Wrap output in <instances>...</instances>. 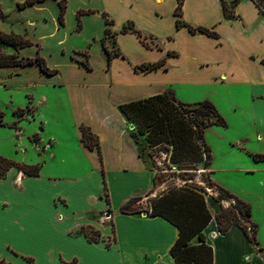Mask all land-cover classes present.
<instances>
[{
	"label": "crops",
	"instance_id": "obj_1",
	"mask_svg": "<svg viewBox=\"0 0 264 264\" xmlns=\"http://www.w3.org/2000/svg\"><path fill=\"white\" fill-rule=\"evenodd\" d=\"M25 1L0 0V32L20 36L30 46L0 45V51L19 60L40 57L55 73L45 75L36 64L0 67L1 84L24 81L33 88L24 109H32L30 119L40 126L33 136L37 141H29L34 158L29 165L40 166L38 176L11 169L0 180V259L174 264L169 254L177 238L174 226L146 213L119 211L129 199L156 190L150 161L140 154L131 136L134 126L119 105L166 90L185 104L209 100L226 122L214 127L231 131L222 137L229 149L264 156V16L252 0L234 5V0H182L179 20L213 31L217 38H211L176 27L178 0H44L20 7ZM128 23L148 48L135 34L122 32ZM113 50L120 55L109 59L107 51ZM160 60L164 64L157 70H135ZM198 92L206 93L201 101L183 98ZM42 110L48 118H40ZM81 127L95 136L96 148L81 143ZM205 142L212 155L206 137ZM208 210L204 234H214L207 240L213 264L222 252L226 264H241L251 244L236 226L217 234L220 206ZM81 227L98 231L110 246L70 236Z\"/></svg>",
	"mask_w": 264,
	"mask_h": 264
},
{
	"label": "trees",
	"instance_id": "obj_2",
	"mask_svg": "<svg viewBox=\"0 0 264 264\" xmlns=\"http://www.w3.org/2000/svg\"><path fill=\"white\" fill-rule=\"evenodd\" d=\"M44 0H26L25 5H31L35 2ZM238 0H234L233 5ZM259 12L264 16V0H252ZM182 0H178L174 15L177 18L176 27H187L191 34L200 33L207 37L217 38V35L205 28H192L182 23L181 16ZM223 15L230 19L231 15L227 13L225 3H221ZM61 11L63 7L61 6ZM0 18L3 15L0 12ZM106 25L111 22L105 20ZM123 33L135 34L145 47L149 45L145 42V37L140 32L133 29L131 23L123 27ZM108 35L109 32L106 31ZM0 45L11 46L14 49L30 46V42L14 34H5L0 32ZM109 59L113 56L120 55L117 51H107ZM36 64L40 71L45 75H52L55 71L50 70L40 57L34 59H20L16 56L3 55L0 51V67L5 66H26ZM164 60L156 63L142 64L135 67L137 71H151L161 68ZM122 115L134 126L131 136L139 146V152L143 154V149L149 148L147 157L152 158L156 151L166 153L164 163H169L168 169L175 168L178 170L197 171L201 167L205 173L203 183L206 187L198 185L191 186H173L166 188L165 191L158 194L155 198L150 199L145 210L134 209L133 204L139 198H131L121 206L120 212L123 214H141L146 213L149 217H160L177 229V238L170 247L169 254L174 264H213V249L207 244L204 230L211 221V214L205 202L207 189L215 188L217 196L214 201L220 206L219 213L215 216L217 232L224 235L231 227H238L246 237L247 241L258 246L255 238L256 226L251 223V208L244 201L225 189L215 185L211 180L212 171H208L212 155L209 147L205 142V132L208 128L226 127V122L219 114L215 106L209 100H203L195 104L182 103L174 97L171 90L164 93L151 96L145 99L131 101L119 105ZM23 110H16L13 115L17 118L22 117ZM0 126H5L0 120ZM81 143L88 149H94L98 146L97 139L88 129L81 127ZM37 141V137H33ZM144 144V145H142ZM142 147V148H141ZM255 162H264L263 155H254ZM11 169H16L28 177H37L40 171L39 165L18 164L10 159L0 155V180L4 179ZM188 174V173H186ZM193 177V173H190ZM185 175L182 176V178ZM154 187L157 186V174L153 178ZM227 201L231 204L224 208L222 202ZM82 233L90 243L105 242L107 247L110 246L111 240L105 241L101 238L98 231L89 228L93 237L88 233ZM197 239V244L192 241ZM113 240V239H112ZM262 249L258 248V252ZM27 264H34L32 258H25ZM0 264H11L5 260H0ZM63 264H76V260Z\"/></svg>",
	"mask_w": 264,
	"mask_h": 264
},
{
	"label": "rangeland",
	"instance_id": "obj_3",
	"mask_svg": "<svg viewBox=\"0 0 264 264\" xmlns=\"http://www.w3.org/2000/svg\"><path fill=\"white\" fill-rule=\"evenodd\" d=\"M15 56L19 60L18 56ZM9 85L11 84L0 83V120H3V123L6 124V126L0 127V155L12 161L15 160L29 165L31 164L30 161L34 159L31 154L29 141L35 134H40V126L37 122L30 119L33 116L32 109L29 107L24 109L28 105L26 94L33 91V88L24 81ZM205 96V92H198L185 95L183 98L188 99L190 102H197L203 100ZM18 108L24 109L20 118L15 117L12 112ZM2 113L3 117L1 119ZM40 118H48L45 111L42 110L40 112ZM15 122H17V125L14 128L12 124ZM230 132L229 130L216 127L206 131L205 137L208 138V142L212 147L211 169L209 167L208 171H212L211 177L218 186L235 195L251 208L250 220L256 226L255 238L258 246L250 245V248L246 251V256H244L246 260L241 259V264H246L247 262H250V264H264V162H255L253 158L243 151L239 152V150L229 149V145L226 142L228 138L226 137L225 141L222 140V137ZM232 135L234 133L230 136ZM24 149L27 151H24ZM149 151V148H145L143 149V154L147 155ZM15 152L17 153L15 154ZM165 155L166 153L163 151H156L153 153L152 158L148 157L151 170L154 174H157L158 184L155 187L156 190L152 193L139 195L136 209L145 210L149 200L155 198L152 195L154 193L160 194L168 187L178 185L191 186L193 184L206 187L202 176L205 171L201 167H198V170L194 172L168 169L169 163H164ZM190 173H193V177ZM183 175L185 176L182 178ZM216 192L215 188L207 189V195L204 198L208 209H213L214 206L219 207V204L214 201L217 196ZM230 204L227 201L222 202L224 208H227ZM211 213L215 214L212 211ZM81 228H84L82 232H86L88 236L93 237L88 227ZM81 228L71 231L70 236H83L82 233H79ZM204 235L206 242L214 238V234L210 232H205ZM197 243V239L192 241V244ZM258 248H261L262 251L258 252ZM25 264H27L26 261ZM217 264H226L223 252L222 254L218 253Z\"/></svg>",
	"mask_w": 264,
	"mask_h": 264
},
{
	"label": "built area",
	"instance_id": "obj_4",
	"mask_svg": "<svg viewBox=\"0 0 264 264\" xmlns=\"http://www.w3.org/2000/svg\"><path fill=\"white\" fill-rule=\"evenodd\" d=\"M172 169H173V170H175V168H174V167H173ZM178 186H180V185H178ZM144 214H145V213H144Z\"/></svg>",
	"mask_w": 264,
	"mask_h": 264
}]
</instances>
